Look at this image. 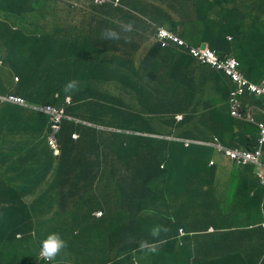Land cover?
Returning <instances> with one entry per match:
<instances>
[{"label":"trees","instance_id":"16d2710c","mask_svg":"<svg viewBox=\"0 0 264 264\" xmlns=\"http://www.w3.org/2000/svg\"><path fill=\"white\" fill-rule=\"evenodd\" d=\"M22 1V14L18 16L27 18L30 10L34 9L32 19L39 23V28L36 33L24 31L15 33L18 29L0 28V55L5 61L4 67L0 68V80L1 72H4V68L9 63L13 69L9 76L10 87L17 88L16 91L11 92L0 90V94L16 93L25 97L30 103L53 105L59 108L63 104L62 100H65L66 96H71L73 104L68 108L65 107L68 116L84 119L93 124L114 126L127 134L130 118H123V121L119 118H109L108 111L112 115L111 105L95 95H100V91L105 94L109 93V90L112 91L105 79L111 76L107 74L102 76L96 71L91 72L89 80L92 78L96 80L90 84L82 67L96 62V59L91 57V51L99 50L101 47L99 43L96 42L92 47L86 42L84 46L80 45L75 24L70 23L68 19L63 20L57 14V10L61 11L58 3H55L53 8L48 5L30 7V0ZM164 2L166 7L163 9ZM65 3L67 9L71 7L70 3ZM92 15L104 17L108 20L105 28L112 26L118 32L121 25L131 22L132 30L121 34L133 36L128 40L132 43L151 41V37L156 35L161 27L186 42L187 47L182 46L183 53L180 47L173 44L167 48L156 45L157 50H150L153 59L144 61L143 65L139 64L138 70L140 72L143 70L142 66L149 65L158 68L155 70V81L166 76L168 83L166 87L169 86L170 94L176 103V111L184 113L183 119L178 121L176 118H158L157 126L152 130L157 134H169L168 137L173 134L180 139L169 143V156L164 164L159 159H157L159 163L156 164L155 155L146 161L149 163L148 176L152 177L148 185L142 187L140 185L138 191L128 185L124 190L125 196H122L119 192L110 191L113 190L110 185L93 186L95 181L90 182L89 187H91L88 189L87 184L80 185V177L71 178L60 171L64 167H70L64 163L74 164L77 161L75 156L66 154L71 152L72 132L82 129V126H75L73 121L68 119L63 121L58 135L61 148V156L58 160L48 146L45 148L42 144V147L36 145L29 148L32 138L24 139L21 135L14 137L8 134L5 138H0V156L7 158L15 166L16 161L11 160L8 154L12 148H15L17 155L14 158H19L18 162L23 167L20 166L21 170L26 173L20 177V179L26 177V180L21 181V185L18 186L19 180L13 179L12 176L7 177V171L11 168L5 170L4 164L0 165V195L4 193L6 198V193L10 192L18 212V218L0 231V264H135L136 260L141 264L139 243L142 240L152 243L154 238L149 235L150 239H148L147 233H150L155 225L161 224L160 221H163L170 231L156 238L167 241L159 245L157 251L159 257H154L156 264H165L167 261L181 264L177 260L179 254L184 255L183 264H226L241 254L238 252L239 249L241 250L239 245L241 243L253 246L259 243L260 251L257 257L259 261H248L247 264H264V228L260 225H251L264 221V185L256 176L258 181L254 183L261 184L263 188L259 191L261 206L259 216H249L252 218L250 223H247L238 215L237 218L241 219L240 227H231L230 165L227 166L226 160L219 158L224 154L214 145L202 143L186 147L184 142V140H198L231 147L230 138H221V131L225 125L217 126L211 117L202 118L200 113L202 107L199 104L195 105L194 99L191 101L190 110L185 113L188 110V102H185L188 93L193 95L190 89L198 84L199 77L201 84L204 83L202 73H199L201 70H198L203 69L204 67L201 66L204 65L191 56L190 52L205 43L224 58L230 56V53L233 54L235 48L234 56L240 59L245 76L252 80L257 75L253 64L257 69H261L264 62V0H121L118 6L110 3L96 7ZM47 16L51 19L46 22ZM12 35L14 37L10 38ZM154 50L157 53H154ZM6 53L9 54L8 59L5 57ZM155 60L158 66L155 65ZM192 63L199 66H194ZM245 63L248 64L244 68ZM251 64L252 66L249 67ZM15 75L20 80L17 85L13 80ZM71 80L78 81V90L66 94L64 87ZM224 91L225 89L221 90L220 94ZM229 94L230 89L226 90L224 97L229 115L224 114L220 121H229L230 126L226 130H233L235 125L231 123L236 119L231 117ZM257 105L264 107V101L260 98ZM6 106L10 107V104ZM213 109L215 112H221L219 106H214ZM22 110L29 109L22 108ZM74 110L76 112H73ZM17 119H14V129L18 126L19 119ZM240 126L244 129L250 126L251 130L257 128L252 123L244 121L240 122ZM86 127L84 126L83 129L95 131ZM125 134L119 137L122 141L119 139L103 140V142H111L115 153L131 150L133 141L136 144L137 140L151 141L152 144L157 142L156 138L142 137V134L137 135L134 132ZM256 140L257 135L251 133L246 143L252 145ZM24 141L26 145L22 148ZM8 143H11L10 147L6 148ZM104 145V147L108 146ZM256 146L257 144L253 148ZM29 154L38 158L33 159V163L29 160V163L25 162L23 159ZM40 158L43 159L44 166L48 167L43 169L44 173L41 177V180L47 182V186L34 188L32 182L40 179V175L34 178L36 173L34 164ZM127 161L130 162V157L126 155L119 161L115 160L114 163L119 165ZM53 166L55 170L50 169ZM115 168L117 167L114 166L112 170H116ZM249 169L255 172L256 167L249 165ZM77 170L74 168L72 172ZM178 171L181 172L180 177L177 176ZM106 172L107 170L100 172L99 178L94 179L100 182L107 177L108 174L103 175ZM26 182L30 184L25 185ZM217 189L228 193L227 201L217 195L215 192ZM96 191L112 199L105 204L99 198H95L96 195L93 193ZM133 193L138 199L132 200ZM45 195L55 199L59 205L57 207L47 205L41 208ZM170 195H174V199ZM182 197L184 200L180 201ZM173 206L183 210L184 216L178 214L176 216L171 212ZM159 207L164 211L158 214L152 213ZM98 210H103L101 217L95 216ZM10 219L11 216L4 213L2 217L0 216V224ZM19 220L23 222L21 226H26L25 235L19 232ZM190 221H197L196 226L189 227ZM198 222L200 224L204 222L200 229L196 228ZM146 223L150 224L148 232L145 230ZM180 228L186 231L185 235H180ZM53 232L59 233L67 241L68 247L51 262L41 260L39 258L41 241ZM231 235L238 237L234 244ZM193 242L196 249H193ZM241 255L244 256L243 253Z\"/></svg>","mask_w":264,"mask_h":264},{"label":"crops","instance_id":"0c3cea01","mask_svg":"<svg viewBox=\"0 0 264 264\" xmlns=\"http://www.w3.org/2000/svg\"><path fill=\"white\" fill-rule=\"evenodd\" d=\"M42 0H30L29 6L30 7H39L41 5ZM22 0H0V28H8L11 30H15L14 28H17L18 30L15 33H19L20 31H24L27 33H36V31L39 28V23L33 20V15L35 10H30V13L28 14V17H22L18 16L22 14ZM61 7V11L65 10L66 3H58ZM9 10L10 12L8 13ZM68 12L64 13V16L68 17ZM90 14H86V18ZM81 14L77 15H70L69 21L75 23L74 21L79 23V18ZM74 20V21H73ZM88 25L95 27L94 29H91L89 34H85L89 36L91 39V47L96 42L99 43L102 48L108 45V40H104L101 37L102 30L106 29L105 27H100L99 24L94 23V20H90L88 18ZM97 28V29H96ZM1 33V32H0ZM39 34V33H38ZM12 35L10 38H13ZM78 41L79 43H83L86 41V39L83 36H80L78 34ZM151 43V42H150ZM152 44V43H151ZM100 50V51H101ZM122 53V67L118 68L117 66H114V61L118 60V56L114 55L113 53H110V62L108 63V66L106 70L104 71L103 66V57L104 55H100V57L96 56L98 61L93 63H88L87 65H83L86 72V76L88 78V83H92L96 80V78H92L89 80V76L91 72L95 73L98 72L100 74H109L112 76V82L110 85L113 86V91H119L121 95H115L111 94L109 97V105H111L112 109V115L109 114V118H119L123 121V118H130V127L128 129V133L134 132L135 134H142V137H149V138H156L157 142L152 144L151 141H141L137 140V144L135 141H133V146L131 147V150L115 153V150L113 149V146L111 145V142L104 143L103 140H119L122 141L121 135H123L125 132L123 130H117L114 126H106V125H99L100 123L96 124L95 129V135L91 131H83V127H81V132L84 133V139L80 143H70L71 152L66 153L67 156H84L86 154L85 150L90 149L94 151H99L101 153L100 156L95 157H89L88 162H81L77 164H73L71 162L64 163L66 166L70 167H64L61 169V171L66 174L65 170L67 168L73 169V168H81L84 171V174L82 175V184H85L83 182L84 178H86V184L87 188L90 185L91 181H95L93 186H98L99 184L102 185H110L113 187V190L119 192L120 195H124V190L128 185L131 187H134L135 191H138L139 186L141 187L143 185H148L149 180L152 177H149V173H147V170L149 169V163L148 161L149 157H152L155 155V162L157 159H159L163 164L166 162L167 157L169 156V143L173 142L172 140H179V136L170 135L169 134H157L152 129L157 126L158 118H176L177 115H184L182 111H176V103L173 100L171 96L170 101V95L169 94V86L166 82V76L162 77L159 81H155V70L158 68H152L149 65L142 66L143 68L142 73L137 76L136 72L139 70V64L142 63V57L143 54H138L135 57L140 59L136 61L135 64H137L138 67L134 66L131 57H128V54H130L126 49H122L120 51ZM163 53V52H162ZM233 54H235V48L233 49ZM9 54L6 53L5 57L8 59ZM131 56V55H130ZM158 57V56H157ZM156 57V58H157ZM255 60V59H254ZM155 65L158 66L157 61L155 60ZM194 66H199L196 63H192ZM248 63H245L244 68L247 67ZM110 65V66H109ZM252 66L249 65V67ZM253 66L257 70V75L253 77L252 81L255 83H259L261 80L264 79V62L261 69H257V66L253 64ZM204 67L199 73H202L201 76H203L204 83L201 84V78L199 77L198 84H196L195 87L190 89V91L193 93V95H190L188 93V98L185 100V102H188V110L185 112L187 113L191 108V101L195 100V105L199 104L202 107L201 117H211L213 118V121L217 126L225 125V128L222 129L221 138H230V145L231 148L235 149H251L254 147V145L257 144V140L254 144L248 145L246 142L249 141V138L251 136V133H255L258 137V129L251 130L250 126L246 127L245 129L240 126V120H236L231 123V125H235V128L233 130H226L228 126H230V122L227 120H224V122L220 121L221 118H223L224 114L229 115L228 107L225 104L224 97L226 96V90L229 91V85L228 81L222 77L220 74L215 72L209 67ZM161 68V67H160ZM111 70L108 73V70ZM126 69V70H125ZM125 70L126 74H134L136 78L132 80L131 83H127L125 79L122 77L123 72ZM10 71L12 72L13 69L11 66L7 65V67L4 69L3 74H1L2 79L0 80V90H4L7 92H11L13 90H17V88L10 87ZM139 79L143 82V84H140ZM103 80V78H102ZM103 82V81H102ZM101 82V83H102ZM228 82V83H227ZM154 83V84H153ZM147 86V87H145ZM5 87H10L8 89H4ZM155 88V89H154ZM165 89V98L166 100L160 99L161 90ZM224 93L220 94L221 90H224ZM20 91V90H19ZM18 91V93H19ZM98 97L102 98L99 94H95ZM108 95V94H107ZM178 96V93L176 94ZM22 96V95H19ZM260 98L255 97L252 98L250 95L245 97L243 99V110L244 112L254 118L257 122H263L264 120V107L257 105V101H259ZM184 102V103H185ZM219 106L221 108V112H215L213 107ZM23 107L16 106V105H10V107H7L4 105L2 108H0V138H5L8 135L19 137L21 135L22 138H32L30 147L40 145L42 147V144L47 147L46 141H45V133H46V122L45 118L41 116L40 113L34 112L32 110H22ZM115 108V109H114ZM206 112H205V111ZM73 112H76L75 110ZM16 115V116H15ZM206 115V116H205ZM86 114L84 113V117ZM232 117V116H231ZM19 119L18 126L14 129V119ZM74 118V117H73ZM17 119V120H18ZM76 120H80L81 122H88L87 120L75 118ZM114 121V120H112ZM20 122V124H19ZM115 122V121H114ZM23 125H22V124ZM116 123V122H115ZM255 125V124H252ZM256 126V125H255ZM257 127V126H256ZM174 130V129H173ZM173 130H168L172 131ZM22 132V134H21ZM175 132V130H174ZM145 134V135H143ZM125 138V137H122ZM128 138H130L128 136ZM11 143H8L6 145V148L10 147ZM107 144V147H104ZM26 145V141H24V148ZM5 148V149H6ZM90 152V151H88ZM12 153L14 154L12 156ZM91 153V152H90ZM9 157L14 158L17 155V151L15 148H12L9 151ZM129 156L130 162L126 163H114L115 160H120L122 156ZM148 156V157H145ZM7 157V156H6ZM38 157H35L31 154L26 156L23 160L30 163H33V159H37ZM147 158V159H146ZM153 158V157H152ZM154 158V159H155ZM219 158H222L223 161L226 160L225 157L220 156ZM146 159V160H144ZM228 165H230V181H231V211L229 212L231 214V227L239 228L241 224V219L237 218L238 215L244 219L247 223H250L249 216L255 215L256 217L259 216V213H261L260 210V203H259V191L263 189L259 184H255L254 182H257V174L256 171L253 172L249 169V166H236L231 161H227ZM29 163V162H28ZM159 162L157 161L156 164ZM4 164V169L9 170L7 171V177L12 176L13 179L16 178V180H19L18 186L21 185V181L26 180V177H22L24 174L21 170V165L19 162H15V164H18L19 166H14L12 162H9L6 159L3 158V156H0V165ZM162 164V165H163ZM30 165V164H29ZM21 166V167H20ZM77 166V167H76ZM79 166V167H78ZM116 170H112L113 168ZM34 167H36V173L34 175V178L38 175H40V179L36 180L35 182H32V185L34 188H44L47 186V182L45 180H41V177L44 173L43 169L48 168L47 165L44 166V161L42 158L38 162L34 164ZM23 168V167H22ZM88 170V171H87ZM107 170L106 173L103 175H107V177L100 182H97L94 178H99L98 174L102 171ZM181 171V169H178ZM229 171V170H228ZM161 172V171H160ZM236 174H233L235 173ZM241 172V174H240ZM163 179L164 175L161 172ZM177 176H181V172H177ZM174 177V176H173ZM162 183L164 181L162 180ZM30 183L26 182L25 185H29ZM49 184V183H48ZM91 187V186H90ZM90 187L88 189H90ZM218 188V187H215ZM133 192V189H132ZM218 196L222 200L227 201V192H223L219 189L215 190ZM93 193V192H92ZM96 195L95 198H99L101 201H103L105 204H108V201H110L112 198L105 197L102 194L98 193L97 191L93 193ZM4 196V193L0 195V198ZM172 199H174V195H170ZM222 196V197H221ZM29 196H27L28 199ZM132 200L138 199V197L134 196V193L132 195ZM264 197V196H263ZM184 198L182 197L180 201H183ZM3 203V200L0 203V216L4 213L11 216V219L7 222H3L0 224V231L10 224V222L15 221L16 218H18V212L16 211L15 207L10 209H4L5 207H1ZM51 207H57L59 205L58 202L55 201V199L48 197L45 195L43 199V203L41 204V208H44L46 206ZM169 210V209H167ZM227 211V208H225ZM164 210L159 207L157 210L152 211V213H161ZM151 212V211H150ZM169 212V211H168ZM171 212H173L175 215L178 214L180 216H184L183 210L177 209L176 206L172 207ZM167 213V212H166ZM42 214V213H41ZM53 213H51L52 215ZM233 214V215H232ZM177 216V215H176ZM175 217V216H174ZM176 218V217H175ZM225 220V219H224ZM20 221V220H19ZM197 221H190V225L193 227L196 226L195 223ZM21 222L18 225L19 232L22 234H26L25 227L21 226ZM160 225H165L163 221H160ZM204 224V222H201V224L198 222L197 229H200V226ZM251 225H253L251 223ZM28 226V225H27ZM166 226V225H165ZM136 228V226H134ZM152 228V227H151ZM146 232L150 230V224L146 223L145 226ZM212 230V229H211ZM147 238L150 239L149 233H147ZM165 234V233H161ZM183 236V235H182ZM256 236V235H254ZM153 238V237H151ZM238 237H235L234 235H231V241H233V244L236 242ZM152 243H155V240L153 239L151 241ZM194 244V242L192 243ZM241 250L239 249L238 252L242 255H237L233 259H231L230 262H226V264H247L248 261H259L258 253H259V243H255L254 246L250 244H239ZM232 246V245H231ZM119 246H117L116 249H118ZM122 249V248H121ZM181 249V248H180ZM193 249H196L195 244L193 245ZM244 249V250H242ZM211 251H213V248H211ZM114 258L115 256H111ZM159 257L158 253L151 254L148 253L146 250L141 251L139 254L140 262L141 264H156L155 258ZM194 258V256H193ZM249 258V259H247ZM171 259L169 258V261ZM177 260L179 263L183 264L185 261L184 255L179 254L177 257ZM193 260V259H192ZM135 264H138V261H135ZM165 264H173L171 262H166Z\"/></svg>","mask_w":264,"mask_h":264},{"label":"clouds","instance_id":"9594fccd","mask_svg":"<svg viewBox=\"0 0 264 264\" xmlns=\"http://www.w3.org/2000/svg\"><path fill=\"white\" fill-rule=\"evenodd\" d=\"M63 1L64 0H42L41 5H48L50 8H53V7H55V3H60V2L70 3V5H71L70 8L67 9V6H65V10L64 11H58L57 10V14L59 16H61V18H63V20L64 19H68V20L71 19L70 15L74 16L77 14H81V16L79 18V23L73 20L75 22V23H73V25L75 24L74 27L77 28L78 34L80 36H83L86 39L85 42L87 43V45H90V46H91V39L89 38V36H87L85 34H89L91 29H94L95 27L88 25V21H89L88 18H90V20H94V23H97L100 26L102 25V27H105L106 21H108L100 15H96V16L92 15L94 9H96V7H102V6H105V5L110 4V3H113L115 6H118V3L121 2V0H66L64 2ZM165 7H166V4L164 2L163 3V9ZM50 11H52V9H50ZM67 11H69L68 17L62 16ZM86 14H90V15L86 18ZM50 19H51V17L47 16L46 22ZM97 28H100V27H97ZM15 29H17V28H15ZM131 30H132V23L131 22H129L127 25H121L119 32L112 26H111V28H107V29L102 30L101 37L104 40H108V45L105 46L104 48H102V50L100 47L99 50L91 51V57L96 59V61H98L96 56L100 57V55H102V54L104 55V57H103L104 71L106 70L108 63L110 62V53H113L114 55L118 56V60L114 61L113 65L117 66L118 68L122 67L123 58H122V53L120 52L122 49L127 48L126 50L130 53V54H128V57H131V60L134 64V66L138 67L137 64H135L136 61L142 59V62H144V61L153 59L150 50L156 49V47H155L156 45L159 47H162V48H167L171 44H173L176 47L177 46L180 47L181 50H182V46L187 47V44L183 39L172 34L171 32H169L164 27H161L159 29L158 33L156 35L154 34L151 37L152 38L151 41H140V42H135V43L128 41L129 39H132L133 36L121 34V32H130ZM229 40H231V37L229 38ZM85 42L80 43V45L84 46ZM193 50L199 51V55H196L193 52ZM141 52L143 53V55H142V57H140V59L136 58L135 57L136 55L133 54V53L141 54ZM181 52L183 53L184 51L182 50ZM205 52H209V53L213 54L214 57L217 59V64H213L212 62H209V61L203 59L202 54ZM154 53H157V51L155 52V50H154ZM190 54L198 62H200L201 65H204L206 67L211 68L212 70H214L215 72L220 74L222 77H224L229 82V83L228 82L227 83H228L229 89H230L229 104H230L231 116L233 118H235L236 120H240V121H244V122H250L252 124H255L257 126V129H258V137H257V146L253 149H246V150L226 147L220 143H217V144L216 143H214V144L213 143H205V142H201L198 140H184L185 146L188 147L191 144H202V143L212 145V146L214 145L215 148L219 152L224 154L223 157H225V159L227 161H230V160L232 162L234 161V163L236 165H239V166L240 165H244V166L255 165V167H256L255 171H256L257 177L259 179V182L262 183V178L260 176V173H264V142H261V140L263 138V134L261 133L260 124H263L264 120H263V122H257L254 118L248 116L243 110V99L245 97H247L248 95H250V96L261 98L262 101H264V94H262V93L258 94L257 92H252L248 88H246L242 94L237 96V100H238L237 101V113L238 114L235 116V115H233V109H232V100H233L232 93L236 92L238 89V86L234 82V79H233L234 73L239 74L249 84L255 85L258 88L261 87L262 83L264 82V79L261 80L259 83L253 82L252 80H250L249 78H247L245 76V74L243 72L242 64L240 62V59H238L236 56H234V54L230 53V56H226V57L222 58L216 50L212 49L210 46H208L205 43L202 44L201 46L196 47L195 49H192ZM4 62H5L4 59L0 55V68L4 67ZM220 65H221V67H220ZM125 70L123 72L122 77L125 79V81L127 83H131L132 80L134 78H136V76H134V74H131V75L126 74ZM229 70H232L233 72L230 74ZM110 71L111 70L109 69L108 73ZM141 73H142V71H140L136 74H137V76H139ZM1 74H3V72H1ZM101 75L103 76V74H101ZM107 75H109V74H107ZM105 79L108 81L107 84H109L107 86H109L113 91V86L110 85L111 83H113L112 82V76H111V78H105ZM13 80H14L15 85H17L20 82L19 77L16 75L14 76ZM139 82H142V81L139 79ZM77 90H78V81H76V80L69 81L64 87V91L66 94H71ZM107 94L100 91V96L105 101L108 102L109 97L111 96L112 93L109 92ZM105 96H106V99H105ZM62 101H63L62 102L63 104L59 108V107H56L53 105H41V104L30 103L25 97L19 96L16 93H10L8 95H1L0 94V108H2L6 104H10L13 106L16 105V106L23 107L25 109L32 110L34 112H38L41 114V116L43 118L47 119L46 127H45L46 128L45 141H46L48 148L51 149L52 152L54 153V155L57 157V160H58V157L60 158V156H61V148H60L59 143H58V135L61 132L62 124H63V121L65 119L73 121L76 124L75 126H82V127L87 126L86 128L96 129V124H93L91 122H81L80 120H76L72 116L67 115V113L65 111V107L68 108L69 106H71L73 104V99L71 96H66L65 100H62ZM176 119L178 121H181L183 119V115H177ZM54 126L58 127V129L55 133L53 132ZM81 130L82 129H76L72 132V137H71L72 143H80L83 141L84 133L81 132ZM83 131H91V130L83 129ZM127 134H129V133H127ZM127 134H125V135H127ZM94 135H95V133H94ZM143 135H145V134H143ZM187 142L189 143L188 145H187ZM257 150L261 151V156L259 157V162H255V161H251V160L245 161L244 158H241L242 160L240 161L237 158V156H240L243 154H250V153L256 154ZM88 151H90L91 153ZM227 151H230V154L227 153ZM85 152H86V154H84V156H75L77 161L74 164L81 163V162H88L89 157H95V156L101 155V153H99V151H94V150L92 151L90 149H86ZM232 154H235V156H232ZM10 159L18 162L19 158H10ZM15 165L17 166L18 164H15ZM77 169H78L77 171L72 172L71 169L67 168L65 170V172H66L65 175H67L71 178L80 177L81 182H82L83 177L81 175L84 174L85 171L81 168H77ZM81 182H80V185L84 186L86 184V181H84L85 184H82ZM262 184L264 185V183H262ZM2 200H3V203L1 205V207H5L4 209H10V208L14 207V199L12 198L10 192L6 193V198H4V196L2 198H0V203ZM102 215H103V210H98L95 212L96 217H101ZM253 225H256V226L260 225L262 228H264V221H262L258 224L255 223ZM181 230L183 232H181ZM169 231H170V229L165 225H160V224L155 225L150 230V233H149L150 236L154 238L155 243H150L147 240H142L139 243V250H141V251L146 250L148 253H151V254L157 253L159 245L166 243L167 241L166 240H156V238H158L161 233L166 234ZM179 233H180V235H185L186 231L183 228H180ZM21 234H18V236H21ZM22 235H24V234H22ZM67 247H68L67 241L65 239H63L59 233H55V232L49 233L47 235V237L41 241L39 258L41 260L45 259L46 261L51 262V261L55 260L56 257L58 255H60L61 252L64 251Z\"/></svg>","mask_w":264,"mask_h":264},{"label":"built area","instance_id":"2783aa9c","mask_svg":"<svg viewBox=\"0 0 264 264\" xmlns=\"http://www.w3.org/2000/svg\"><path fill=\"white\" fill-rule=\"evenodd\" d=\"M193 52L196 54V55H199V51L197 50H193ZM202 58L209 61V62H212L213 64H217V59L214 57L213 54L209 53V52H205L202 54ZM221 67V65H220ZM233 71L232 70H229V73L231 74ZM233 79H234V82L237 84L238 86V89L236 92H233L232 93V97H233V100H232V109H233V115H237V96L242 94L246 88H248L250 91L252 92H257L258 94L259 93H262L264 94V82L262 83L261 87L258 88L257 86L255 85H252V84H249L246 80H244L239 74H236L234 73L233 74ZM260 128H261V133L263 134V138L261 140V142H264V123L263 124H260ZM58 127L57 126H54V129H53V132L55 133L57 131ZM53 141V140H52ZM189 143L187 142V145ZM221 149V148H220ZM227 153L230 154V151H227ZM232 156H235V154H232ZM261 156V151L260 150H257V153L256 154H253V153H250V154H243V155H240V156H237L238 160H242L241 158H244L245 161L247 160H251V161H255V162H259V157ZM235 158V157H234ZM260 176L262 178V183H264V173H260ZM99 214V213H98ZM181 232H183L181 230Z\"/></svg>","mask_w":264,"mask_h":264},{"label":"rangeland","instance_id":"374dc122","mask_svg":"<svg viewBox=\"0 0 264 264\" xmlns=\"http://www.w3.org/2000/svg\"><path fill=\"white\" fill-rule=\"evenodd\" d=\"M206 46V45H205ZM109 92H111V93H113V94H115V95H121V93L119 92V91H111V90H109ZM165 89H163V90H161V94H160V99H163V100H166V98H165ZM169 94H170V92H169ZM170 101H171V95H170ZM50 169H52V170H55V167L53 166L52 168H50ZM98 186H101V184H99Z\"/></svg>","mask_w":264,"mask_h":264}]
</instances>
